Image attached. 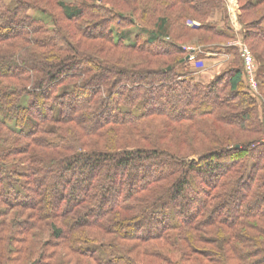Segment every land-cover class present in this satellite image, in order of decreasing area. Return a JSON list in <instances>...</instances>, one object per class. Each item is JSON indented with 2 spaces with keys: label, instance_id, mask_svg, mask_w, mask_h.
Returning a JSON list of instances; mask_svg holds the SVG:
<instances>
[{
  "label": "trees",
  "instance_id": "1",
  "mask_svg": "<svg viewBox=\"0 0 264 264\" xmlns=\"http://www.w3.org/2000/svg\"><path fill=\"white\" fill-rule=\"evenodd\" d=\"M137 2L0 0V128L28 141L0 147V264H264V119L244 67L210 83L179 70L166 21L126 15ZM242 10L263 89L264 0ZM154 122L149 147L124 141Z\"/></svg>",
  "mask_w": 264,
  "mask_h": 264
},
{
  "label": "rangeland",
  "instance_id": "2",
  "mask_svg": "<svg viewBox=\"0 0 264 264\" xmlns=\"http://www.w3.org/2000/svg\"><path fill=\"white\" fill-rule=\"evenodd\" d=\"M65 1H72V0H65ZM214 1V2H213ZM229 1H234L233 4L230 3ZM202 2L207 3L208 0H193L192 4H201ZM211 5H215V3H219V6L221 5L222 8L220 7H214L212 11L208 14V16L205 17H200L199 15L195 14L194 12H191L190 6L189 5H184L181 2L178 3V5H175L171 2V0H138L136 5L138 6L137 10L134 12H128L126 15L134 18V20L137 21L138 24H142L144 27L150 30H155L158 31V26L160 25V22L162 20L166 21V27L167 31L165 33L167 37V41L170 43H173L175 45H178L181 49L184 50V53L181 55V57L185 58V60L188 63V66L185 69H179L183 72L186 71H192L195 73L193 70H199V69H204L206 66V60L207 56H209V53H213L216 48L220 49H231V52L229 54V58L227 60H224L221 62V67H219V73L215 75L217 77L218 74H222L228 69L236 66L237 63H239L241 66L244 67L245 70V62H244V56H243V49L248 50V52L252 55L255 63V81H256V88L254 90H251L256 96L257 100V107L258 111L261 115V117L264 119V88L260 89L259 86V81L262 80V75H261V69H262V64L263 60L257 58L255 53L251 49V40H245L244 37V32H246V29H249L250 26H248V23L251 22V19L245 17L243 15V10H242V5H244L245 0L240 1V0H209ZM213 2V3H212ZM196 5V6H197ZM109 5H107L108 7ZM49 11L58 16L59 19V9L56 7L55 4H51L48 6ZM187 9V11H186ZM32 14H36L35 10L31 12ZM190 15L189 17L185 16ZM48 20V18H47ZM184 23V24H183ZM203 23H208L212 24L214 28H224V30L228 31L231 33V38H220L215 35H213L209 31H199V30H188L186 29L187 27L189 28L190 26H199L202 25ZM53 25V24H52ZM62 25V24H60ZM116 25V24H115ZM182 25L186 26L185 31H190L188 32L187 37H181L180 38V33L182 31ZM264 26V23L262 24ZM134 29V28H133ZM192 29V28H191ZM136 30V29H134ZM190 33V34H189ZM74 39L73 41H78V38H72ZM23 41V40H21ZM20 43V42H18ZM190 49L193 50V54H195V59L193 61H188L186 59V54L190 52ZM12 51H17V48L11 47ZM37 52L40 51L43 52V50L36 49ZM210 62V61H208ZM160 67V65L156 66ZM245 75L247 77L246 71ZM215 77L210 80L208 83L212 82ZM196 79V78H195ZM63 87V86H61ZM177 92H166L167 95H175ZM228 91H224V95L227 94ZM159 97L156 98V101H159ZM245 107L248 106V103L244 104ZM158 129V125L154 122L150 126H145L144 132L149 133L146 134L148 135V138L145 134H142L141 139L137 144H132L131 140L133 139V133L129 135L130 137L124 141H130L131 143V148H136V147H143L147 148L149 147L148 145H151L152 143L150 140L152 139L150 133H154ZM0 135H2L1 139H5L7 142L6 145L3 143H0V147L3 149L4 146H8L11 144H18V145H23L27 143V140H20L15 137L13 139L10 137V135H7V132L5 129L0 128ZM7 135V136H6ZM6 136V137H5ZM154 136V135H153ZM13 139V140H12ZM109 139V138H108ZM264 142V134L260 138ZM12 140V141H11ZM16 140V142H15ZM15 142V143H14ZM122 142V141H121ZM220 234V231H218L216 234L215 233H210L209 230L205 234L207 237H215L216 235L218 236ZM219 237V236H218ZM110 242V240H107ZM105 240V242H107ZM117 249H123L126 248V245L124 242L122 243H115ZM199 248L201 249H211L213 246L209 244H202ZM141 263L143 264H153L156 262L154 258L151 257H141L139 259ZM189 264H212L209 259H205V257H193V260L190 261ZM235 264V263H234Z\"/></svg>",
  "mask_w": 264,
  "mask_h": 264
},
{
  "label": "crops",
  "instance_id": "3",
  "mask_svg": "<svg viewBox=\"0 0 264 264\" xmlns=\"http://www.w3.org/2000/svg\"><path fill=\"white\" fill-rule=\"evenodd\" d=\"M212 52L213 53L211 54L209 53V56L206 57L207 62L205 63L206 67L204 69L193 70L195 71L196 80L202 83H208L210 80H212L215 77V75L219 71V67H221V62L224 60H227L230 54L229 53L230 51L228 52V49L225 50V49H220V48H216Z\"/></svg>",
  "mask_w": 264,
  "mask_h": 264
},
{
  "label": "built area",
  "instance_id": "4",
  "mask_svg": "<svg viewBox=\"0 0 264 264\" xmlns=\"http://www.w3.org/2000/svg\"><path fill=\"white\" fill-rule=\"evenodd\" d=\"M233 4L234 1H229ZM193 50L190 49L189 52V61H193L195 59V54H193ZM243 56H244V62H245V71L247 74V82L250 86L251 90H254L256 88V81H255V63L252 55L248 52V50L243 49Z\"/></svg>",
  "mask_w": 264,
  "mask_h": 264
}]
</instances>
